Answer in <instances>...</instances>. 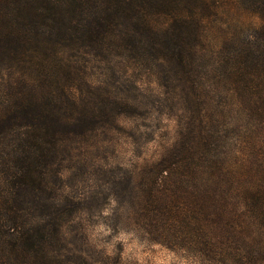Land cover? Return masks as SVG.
<instances>
[{
    "label": "trees",
    "instance_id": "16d2710c",
    "mask_svg": "<svg viewBox=\"0 0 264 264\" xmlns=\"http://www.w3.org/2000/svg\"><path fill=\"white\" fill-rule=\"evenodd\" d=\"M94 63L154 75L181 119L143 187L108 188L113 215L205 264H264V0H0V264H92L99 194L65 195L67 173L140 90L93 87Z\"/></svg>",
    "mask_w": 264,
    "mask_h": 264
},
{
    "label": "rangeland",
    "instance_id": "374dc122",
    "mask_svg": "<svg viewBox=\"0 0 264 264\" xmlns=\"http://www.w3.org/2000/svg\"><path fill=\"white\" fill-rule=\"evenodd\" d=\"M229 17L220 16L216 23L225 29L226 26L219 22L231 26L234 22L229 20L235 18ZM223 33L213 28L209 33L210 42L215 43L216 37H222ZM99 64L94 63L89 70L91 85H102L118 97L124 93L128 76L134 72L140 90L132 92L131 97L138 109L120 116L106 134L100 132L97 139V149H100L91 155L80 154L81 165L67 173L65 195L88 199L99 194V208H90L80 219L85 237L76 247L77 254L86 256L92 264H205L198 255L191 256L180 248L153 241L152 236L145 233L143 224L130 220L132 211L129 208L124 211V219L119 220L113 212L121 204L104 201L108 188L120 182L125 173H129L134 185L144 186L143 173L151 170L175 144L181 119L173 105L172 108L169 105V90L160 86L154 75L132 70L124 74L119 66ZM207 65L208 62H202L203 68ZM82 95L89 96L87 90Z\"/></svg>",
    "mask_w": 264,
    "mask_h": 264
}]
</instances>
